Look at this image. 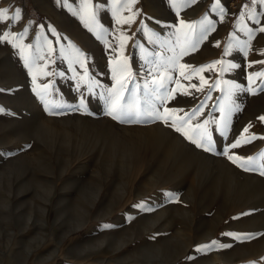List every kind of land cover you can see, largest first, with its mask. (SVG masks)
<instances>
[{"label":"rangeland","instance_id":"rangeland-1","mask_svg":"<svg viewBox=\"0 0 264 264\" xmlns=\"http://www.w3.org/2000/svg\"><path fill=\"white\" fill-rule=\"evenodd\" d=\"M226 6L0 0L20 11L0 20V264H264V5ZM114 69L126 106L197 109L213 151L171 120L109 116ZM242 135L256 138L231 148Z\"/></svg>","mask_w":264,"mask_h":264},{"label":"snow or ice","instance_id":"snow-or-ice-1","mask_svg":"<svg viewBox=\"0 0 264 264\" xmlns=\"http://www.w3.org/2000/svg\"><path fill=\"white\" fill-rule=\"evenodd\" d=\"M135 0H132V3H134ZM252 2L255 3H259L261 5H264V0H252ZM86 6H90V5H86ZM175 6V5H174ZM217 7H219V0H217ZM244 7H247V5H245ZM130 8V5H129ZM221 12H223V9H221ZM94 15L92 16V19L94 20ZM223 18V17H221ZM250 19H255V13H251L249 15ZM11 19L13 21L19 20L20 19V11L19 9H17L15 11V15L12 16L11 18L8 17V10L4 9V10H0V20H8ZM133 20L132 17H128L124 22L125 23H131ZM117 23H121L120 19H117ZM181 27L184 28H193L194 25L191 24H185V22L183 20L180 21ZM26 31V30H25ZM179 31V29H178ZM260 32H264V27L259 29ZM4 40L8 39V34L5 33L3 36ZM12 39H16V37H12ZM254 39V35L253 33L249 30V41L245 44V49H247L250 46V42L251 40ZM193 47H195V45H193ZM228 54V49H225V55ZM264 54V53H262ZM245 55H247V50L245 51ZM221 61H216L214 64L212 65H207V68H213L215 67V64H220ZM126 67V65H125ZM230 67H235V65H230ZM180 68L186 69L188 68V65H180ZM205 69L204 68H200V69H194V71L196 72H203ZM226 69H221V71H225ZM128 72L130 74V69H128ZM113 79L117 81V84L119 85L118 88L115 89H109V99H108V111L107 114L109 116H111L114 120H118L122 123H140L142 122V118L145 115L148 116H152L155 119H160L163 120V122L167 125L169 124V120H171V127H173L175 129V131L179 132L181 135H183L186 139H188L191 143H193L197 148H201L206 152L209 151H213V147H212V132L210 131L208 125H209V121L205 120L203 123H197L195 125H191V120L194 118L196 112L198 111L197 109L193 110V114L191 116H189L187 119L181 118V117H176V119H172V117L176 116V110H172L171 112H166V114L164 115H158L155 114L153 112H147L144 113L141 111L139 104H134V105H125L124 103H122L123 101V91L125 88V84L120 80L117 79L116 76V70H113ZM181 75H184V72L181 71ZM259 75V74H258ZM250 81L252 80V77L249 78ZM201 81L202 83H206V81L204 80L203 77H201ZM177 85L179 86V81H177ZM217 87L219 86V81H217ZM193 87H196L195 85H193ZM201 89L197 88V91H199ZM184 94H187L186 92ZM83 100L81 101V105H83ZM221 112H224V107H221ZM179 120L180 123H177L176 120ZM259 119L261 121H264V116L259 117ZM251 127V125H249L248 127H246L243 131L244 133H247L249 128ZM220 130V129H218ZM191 133V134H190ZM256 137L250 136L247 139H245L243 137V135L241 136L240 139H237L235 143H233L231 145V148H237L239 146H241L242 143H248L251 142V140L255 139ZM264 138V137H262ZM223 155L225 157H227V159L235 164L237 167H241L243 168L245 171H249V170H254L253 168L250 167V165L253 164L254 162V158L253 157H241L238 155H230L228 150H225L223 152ZM261 157L264 158V153L261 154ZM261 175H264V170H261ZM138 207H143L142 205H139ZM105 227H108L107 225H105ZM229 235H233V234H229ZM235 239H241L240 236H235ZM253 237L251 236H244L243 239H251ZM217 242L213 241L212 245H206L204 246V248H197V251H203L205 248H211L213 245H216Z\"/></svg>","mask_w":264,"mask_h":264},{"label":"built area","instance_id":"built-area-1","mask_svg":"<svg viewBox=\"0 0 264 264\" xmlns=\"http://www.w3.org/2000/svg\"><path fill=\"white\" fill-rule=\"evenodd\" d=\"M246 0H227L226 9L229 14L236 12Z\"/></svg>","mask_w":264,"mask_h":264}]
</instances>
